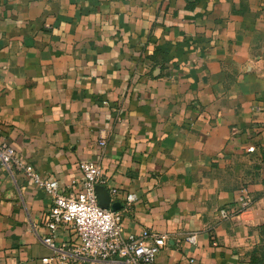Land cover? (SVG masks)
Returning a JSON list of instances; mask_svg holds the SVG:
<instances>
[{
  "label": "crops",
  "instance_id": "1",
  "mask_svg": "<svg viewBox=\"0 0 264 264\" xmlns=\"http://www.w3.org/2000/svg\"><path fill=\"white\" fill-rule=\"evenodd\" d=\"M0 132L62 187L100 163L123 234H168L156 264H264V0H0ZM51 205L0 166V264H122L76 260Z\"/></svg>",
  "mask_w": 264,
  "mask_h": 264
},
{
  "label": "built area",
  "instance_id": "2",
  "mask_svg": "<svg viewBox=\"0 0 264 264\" xmlns=\"http://www.w3.org/2000/svg\"><path fill=\"white\" fill-rule=\"evenodd\" d=\"M107 140V134L101 135V149L107 146ZM254 150V147H250L248 151ZM0 166L11 172L22 173L29 184L51 197L52 205L43 215V223L52 232L59 228H70L78 235L79 243L72 252L76 260L82 258L101 262L118 260L122 264H156L157 257L169 244L168 234L148 229L143 230L139 236L123 234V212L100 206L96 188L103 186L106 178L98 162L80 163V181L73 180L69 188L62 187L56 179L44 177L34 166L23 160L0 132ZM78 183L80 188L75 192L72 186ZM112 193H116V190L113 189ZM135 200V194H129L127 205L131 206ZM238 202V209H221L219 216L224 220L236 219L239 223H249L246 218L254 213V198L247 190H243ZM185 241L193 246L198 245V233H189ZM42 261L44 264H52L53 258H44ZM73 262L78 264L77 261ZM60 264H64L63 261Z\"/></svg>",
  "mask_w": 264,
  "mask_h": 264
},
{
  "label": "water",
  "instance_id": "3",
  "mask_svg": "<svg viewBox=\"0 0 264 264\" xmlns=\"http://www.w3.org/2000/svg\"><path fill=\"white\" fill-rule=\"evenodd\" d=\"M97 194H98V198H99V202H100V206L102 208L105 209H112L117 211V203H112L111 201V195L109 193V191L103 187V186H97L96 188Z\"/></svg>",
  "mask_w": 264,
  "mask_h": 264
}]
</instances>
